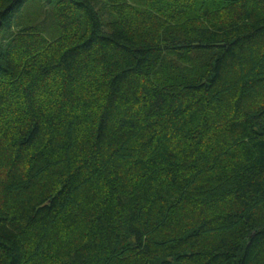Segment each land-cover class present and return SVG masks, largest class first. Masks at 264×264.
I'll list each match as a JSON object with an SVG mask.
<instances>
[{
    "label": "trees",
    "instance_id": "16d2710c",
    "mask_svg": "<svg viewBox=\"0 0 264 264\" xmlns=\"http://www.w3.org/2000/svg\"><path fill=\"white\" fill-rule=\"evenodd\" d=\"M94 1L0 0V264H264V0Z\"/></svg>",
    "mask_w": 264,
    "mask_h": 264
},
{
    "label": "rangeland",
    "instance_id": "374dc122",
    "mask_svg": "<svg viewBox=\"0 0 264 264\" xmlns=\"http://www.w3.org/2000/svg\"><path fill=\"white\" fill-rule=\"evenodd\" d=\"M132 4H135L137 6H143V3L145 2V0H126ZM104 2V0H95L94 1V5L97 9H99L102 5V3ZM47 17V22L48 25L46 26V28L43 30V34L45 36H47L48 38H53L57 32H56V26L54 25L53 20L49 19L47 14L45 16V18Z\"/></svg>",
    "mask_w": 264,
    "mask_h": 264
}]
</instances>
